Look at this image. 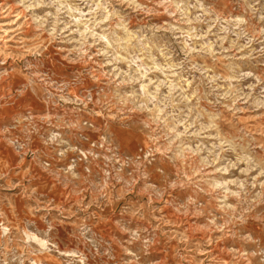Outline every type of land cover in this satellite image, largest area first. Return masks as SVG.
<instances>
[{
  "label": "rangeland",
  "instance_id": "rangeland-1",
  "mask_svg": "<svg viewBox=\"0 0 264 264\" xmlns=\"http://www.w3.org/2000/svg\"><path fill=\"white\" fill-rule=\"evenodd\" d=\"M0 264H264V0H0Z\"/></svg>",
  "mask_w": 264,
  "mask_h": 264
}]
</instances>
